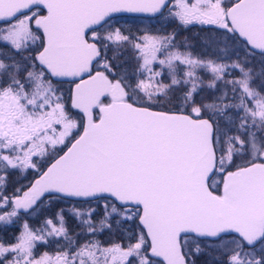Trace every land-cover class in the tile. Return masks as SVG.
I'll return each instance as SVG.
<instances>
[{
	"label": "water",
	"instance_id": "obj_1",
	"mask_svg": "<svg viewBox=\"0 0 264 264\" xmlns=\"http://www.w3.org/2000/svg\"><path fill=\"white\" fill-rule=\"evenodd\" d=\"M166 2L0 0V24L43 10L46 17L35 23L44 38L39 64L53 81L74 82L88 75L98 58L96 46L85 42L87 33L114 17H152ZM250 10L259 22L246 17L248 27L244 16ZM229 14L238 38L264 54V0H243ZM107 95L112 104L99 109L94 123L92 110ZM124 98L119 84L110 85L99 73L73 87L71 104L83 117L81 134L23 197L12 200L15 210L25 213L47 195L72 201L109 198L121 207H138L149 256L164 264H184L182 236L208 241L235 236L254 245L264 226V166L226 175L217 198L208 188L216 165L210 124L121 103Z\"/></svg>",
	"mask_w": 264,
	"mask_h": 264
},
{
	"label": "rangeland",
	"instance_id": "obj_2",
	"mask_svg": "<svg viewBox=\"0 0 264 264\" xmlns=\"http://www.w3.org/2000/svg\"><path fill=\"white\" fill-rule=\"evenodd\" d=\"M176 3L179 5V8H177L178 13L191 15L184 2L180 3L177 1ZM221 12L220 7H212L207 13V18L216 19L219 17L218 15ZM26 20L27 19H23L19 25L3 30L0 35V42L4 47L8 49L13 48L14 50H27L28 48L31 49L34 47L37 38L34 32L25 26L24 22H26ZM131 24L133 27H131ZM146 25L149 27L148 24ZM130 28H132V30L134 28L139 29L141 26L139 22H135L133 20H120L117 28L110 26L107 30H103L102 34L100 33L96 36L97 39L102 38L106 40V44L112 46L115 45L113 48L109 49L110 51L117 52L121 49V43L124 38L127 37L122 32L128 31ZM140 39L143 43L140 46L141 51H139L137 46L134 47L137 48V57L140 62V74L137 76V84L142 87V90H147V88L155 82L153 79H156L155 74L158 75V73L161 72L159 70L165 68V65L172 66L174 63L183 65V68L186 69V71L190 74V77H192L191 81L197 85L198 89H201L202 85H207L212 88H214L216 84L225 86L223 83L224 79L222 78V73L226 71L225 66L220 67L219 63L212 61L197 62V60H195L193 62L189 60L188 54H184L183 56L173 54L172 56H167L166 60H161L158 57L157 52L153 50L154 48H149L152 44L157 47L159 40H156L157 38L154 36L147 38L146 36H142ZM161 49H164V47ZM159 52L160 54L162 53V51ZM224 53L227 54L226 51ZM189 64H191L192 67H189ZM159 66L161 68H159ZM155 68H157L156 71H154ZM34 77L36 76L34 75ZM31 81V85L36 84L35 79L31 78ZM239 87L243 88V93L248 95L249 93L247 89L248 87H253V85L246 84L243 87L242 85H239ZM126 88L131 91L132 100L139 103L136 93L132 90L133 87H131L130 84H126ZM29 92L30 94H25L19 97L15 95L16 102L18 103L20 100V103H15L14 107L10 110L9 108L3 109V104H1L2 106L0 108V135L6 134L8 136L6 148L4 149L3 145L0 146V162H6L7 158L11 159L10 163L15 168V171H13V181L11 185L13 190L16 192H18L19 186L24 184V180L35 174L38 168L37 165L42 163L41 161L44 160V158H46L49 154L55 153L56 150L66 146V144L72 139V135H74L77 128L78 119L76 116L74 117V115L70 114L68 107L65 105V101L61 95L62 89L60 90L58 96L54 93L55 90L44 85H40V88H38L37 91L32 89ZM13 96L14 95H12V93L8 95V97ZM249 98H251L253 105L246 106L249 110L255 107L253 109L254 111L252 110L255 114L254 118L261 119L264 115L261 114L259 109L264 110V105L260 103L259 99L254 103L253 98ZM143 101L146 103L145 100ZM197 110L198 108L193 113V116L199 115ZM8 114H10V117ZM227 124H231L230 119L227 120ZM37 129L44 131L45 134L42 135L41 132L39 133L36 131ZM235 137L238 139L239 135ZM32 142H35V144L33 145ZM256 144L257 143L254 140L250 142V146H255ZM28 146L30 147L29 149ZM221 147H227L226 143H223ZM33 148L36 149V161H38L36 166H34L30 161V154L32 153L31 150H33ZM249 149L253 150L250 152L248 160H245L246 164L257 160L258 156H260V158H264V151L262 149ZM228 165V161H225L220 166L219 170H225ZM3 169L4 167L1 166L0 173H2ZM107 207V204L103 201L93 206L92 211L97 210L98 208ZM32 214L33 215L29 216V218L34 217V215L36 216L38 214V210ZM107 215L110 217L111 221H114L117 225L124 227L126 229V231L124 230L125 233H127L133 241V244L128 247L129 249L121 250V254L123 255L124 253L123 258L125 255L131 256L136 255V253L138 254L143 247L142 243L145 238L135 223L137 213L133 211L122 213L116 209L110 208ZM53 221L54 220L50 218V222L52 223ZM11 222L10 215L2 212L0 218V230L2 229L3 232L5 226L8 227ZM53 227L56 229L57 225L53 223ZM2 232H0V259L7 257V253L9 254L8 259H3V264H54V255L42 253L39 254L40 256H36V252L34 250L36 245L33 243L35 239L33 240V237L29 232H27L25 236H21L14 241L12 239L14 244H6L7 248H5V242L2 241ZM52 233L55 234L54 236L60 234L57 230H54ZM42 237L53 244H57L59 242L57 237H52L51 234L47 237L41 236V238ZM237 244L238 241L232 239L229 242L223 243L221 249L229 251L233 248V256L242 257V255L246 252L242 251L240 245ZM120 246L121 243H114L110 246V248L116 250ZM53 251L56 252L57 250L53 249ZM263 251L264 245H261L253 250L251 254L255 255L256 253H261Z\"/></svg>",
	"mask_w": 264,
	"mask_h": 264
},
{
	"label": "trees",
	"instance_id": "obj_3",
	"mask_svg": "<svg viewBox=\"0 0 264 264\" xmlns=\"http://www.w3.org/2000/svg\"><path fill=\"white\" fill-rule=\"evenodd\" d=\"M116 25L117 22L113 23L111 26L117 27ZM107 28H109V26ZM107 28L96 32V34H102V31L105 29L107 30ZM140 31L142 33H139ZM2 32V27H0V35L2 34ZM122 33L127 37L124 38L123 42L121 43V49H119L117 52L110 51L109 49L113 48L115 45L112 46L106 44L104 39L102 38L96 40L101 53L99 62L100 71L103 72L111 80H117L125 86L126 84H130L131 87H133L132 90L138 97V104L141 106L150 107L154 110H162L166 112H181L186 114H189L194 109L200 108L203 111L202 115L205 118L211 120L216 128L215 147L218 159L217 168L219 169L225 161H228L229 163V165L225 168L228 172L237 170V167L240 163L245 166L246 164L244 165V161L246 160L247 153L249 152L247 148L243 146L245 133L240 132L239 129H237L236 132H231L229 130L228 124L226 126V123L222 121H226L232 116L241 114V112L238 111V106H236V101L234 99V96L232 95V92L237 91L238 86H236V88L234 87V90H230L229 87L223 89L224 86L221 84H216L214 88L207 85H202L201 89H198L197 85L191 81L192 77H190L189 75L184 76L183 68L178 65H174L168 71L169 73H166V75L161 78V82L156 83V81L154 80L155 82L150 85L147 90L144 91L142 90V87L137 84V76L139 75L140 65L137 57V48L140 51V46L143 44L140 38L142 36H146V38L150 37L152 33L150 34V32L143 30H132V28ZM168 37L175 40L180 36L176 33L175 30H170L167 31L166 35L162 36V38L159 37L158 43H160L162 46H164L168 42L170 43ZM134 46H137V48H135ZM189 46L191 45H186V47ZM168 49L171 53H174L179 51L180 46L177 44H171ZM182 50L183 49H181V51ZM13 53V48L8 49L4 47L0 42V108L2 106L1 104H3V109H7V105L9 107H13V105L16 103L15 101L12 102L11 99H8V95L10 93L14 95V99H16L15 95L22 96L25 94H30L29 91L31 89H34V85L29 84V81L32 77H34V75L38 77L37 81L39 83H49V80L46 77L42 78L40 76L39 69L34 64L33 52H26L27 70H25V72L23 73L21 72V69H19V62L13 63L11 61V59L21 54L17 55ZM12 55L14 57L11 58ZM252 60L254 61L255 59ZM64 93L65 92H62L63 95ZM143 100H145L146 103ZM65 105L68 107L70 114L74 115V113L70 110L68 103ZM222 107L224 111L222 113V118L211 119L210 116L207 115V113L211 114L210 112H215ZM8 115L10 117V114ZM243 126L244 123H241L236 127L241 129L243 128ZM233 134L235 136L239 135L238 139ZM256 134L257 135L255 136L260 138L264 143V130ZM0 141L5 149L7 141L6 136L0 138ZM223 143H226L227 145V147H224L225 149L221 147ZM237 143L240 144L237 146ZM53 157L52 154H49L46 158H44V160L41 161L42 163L38 165V161L32 163L34 166L37 165V169L40 170L44 166H46ZM257 159L260 160V156H258ZM6 161H10V159L7 158ZM1 166L8 168L5 162H0V169ZM12 181L13 179L9 180L8 183L7 180L5 182L4 178H0V205L5 203L9 204L8 202H10V199L17 195V192L12 188ZM108 225L109 223L106 226L93 223L92 242L99 241L98 243H100L101 245H108L112 242V238L108 239L105 237H110L109 234H111V232H108L109 234L107 233L106 235L103 232V230H112V226L110 225L108 227ZM17 229V233L21 231L20 226ZM83 237L84 236L82 235L81 239H83ZM101 238H103L104 240L106 238L107 240H105V242L95 240ZM186 247L189 264H237V257L233 256L232 253L226 256H220L217 252H213L211 249L207 248L204 243L189 241ZM142 252L144 255L139 260L140 264H152V262L150 261L147 262L148 259H144L146 258V250L144 249Z\"/></svg>",
	"mask_w": 264,
	"mask_h": 264
},
{
	"label": "flooded vegetation",
	"instance_id": "obj_4",
	"mask_svg": "<svg viewBox=\"0 0 264 264\" xmlns=\"http://www.w3.org/2000/svg\"><path fill=\"white\" fill-rule=\"evenodd\" d=\"M179 1L180 3H185L188 12L191 15H185L183 13H178L179 5L176 3ZM237 0H170L169 5L167 8V13L161 14L158 18L153 19L152 22H154V26L158 24L160 21H162V18L164 16H168L173 18L172 20L180 23L181 27L191 30H196L201 33H212V36L217 38V42L220 44V52L222 53V57L217 60V63H219L220 67L225 66L226 71H224L223 74V83L225 85H246V84H252V83H260L261 81L258 79V77H253V69L250 66V56H252L251 53L246 49V47L241 44L238 39L233 34L231 28L229 27L225 13H220L218 18H207V13L211 10L212 7H219L222 5V7L226 6L228 3L234 4ZM230 5V6H231ZM223 10V9H222ZM227 10V9H226ZM169 12V13H168ZM186 13V12H185ZM44 16V14L38 10H33L25 15H23L22 18H27L26 22H24L25 26L28 28L31 24V21L35 20L36 18H40ZM20 18V20L22 19ZM19 20V21H20ZM15 22H18V19L14 21L11 24H8L10 27L15 26ZM20 23L16 24L19 25ZM230 50V57H226L225 51L228 52ZM235 52L237 55H235ZM262 73L261 76H264V68L263 67H256V70L254 72L255 76H259V74ZM248 95L243 93V88L240 89V93L238 94V98L236 99V106L240 105H247L251 106L252 101L251 98H253V102L255 103L256 100H260L262 96H264V88L261 87L258 89L255 87L254 89L247 90ZM264 105V103L260 102ZM255 108V107H254ZM245 109L241 111L240 115L232 116L230 118L231 124H229V130L231 132H236L237 129L240 130V132H246L247 128L244 126L243 128H237L236 126L245 123V125L252 124L256 125H264V116L261 119L254 118L255 114L253 113V109ZM253 110V111H252ZM261 114L264 115V110L259 109ZM257 119V120H256ZM213 187L216 186L215 189L220 190V183L215 182L212 183ZM71 209L73 205H70ZM67 207H64L63 214L61 218L63 219H70V215L68 213ZM85 212H87L90 216V209H86ZM62 221L59 220L58 226L56 229L59 231V235H57V240L62 241L64 244H67L66 246H63L61 249L60 247H55L57 250L54 253V264H106L105 261L109 262V264H131L129 261L125 263L123 261V255L121 254V250L124 249L123 246H120L116 250L113 248L109 249L110 252V260L106 258V260L102 261L101 253L100 254H93L91 249V243L89 236L91 235V226L90 221L87 222V225H85V233L88 235L84 242V247H81L82 244L73 243L70 245L69 243V231L64 229L62 227ZM72 225L76 228L81 227L80 221H72ZM58 243V245H59ZM108 251V248H107Z\"/></svg>",
	"mask_w": 264,
	"mask_h": 264
}]
</instances>
